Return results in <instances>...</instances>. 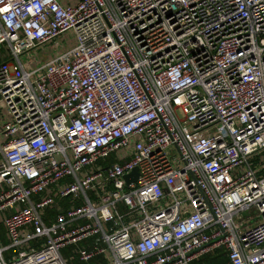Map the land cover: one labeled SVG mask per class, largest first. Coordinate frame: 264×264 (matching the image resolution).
<instances>
[{
    "label": "built area",
    "instance_id": "built-area-1",
    "mask_svg": "<svg viewBox=\"0 0 264 264\" xmlns=\"http://www.w3.org/2000/svg\"><path fill=\"white\" fill-rule=\"evenodd\" d=\"M72 1L0 0V264H264V0Z\"/></svg>",
    "mask_w": 264,
    "mask_h": 264
},
{
    "label": "rangeland",
    "instance_id": "rangeland-1",
    "mask_svg": "<svg viewBox=\"0 0 264 264\" xmlns=\"http://www.w3.org/2000/svg\"><path fill=\"white\" fill-rule=\"evenodd\" d=\"M62 4H67L69 0H60ZM76 0H73L71 4H74ZM70 3V2H69ZM76 43V35L73 31H68L66 33H63L55 40L50 41L49 43H46L44 45L38 46L34 48L32 51L26 52L22 56V62H26L31 60L33 64H39L40 62H47L50 61L53 57H55L58 54L65 53L67 50L71 49ZM8 53L5 55V48L4 50L0 51V62L7 58ZM5 56V57H4ZM31 66L30 68H32ZM2 108V107H1ZM7 119V114L5 108H2L0 110V125L3 123V119ZM0 142H3V139H0ZM123 153L125 155H120L122 153L117 152L116 154H111L108 158L95 163L91 167H87L86 169L82 171H87L88 173L92 174L95 171H99L102 168L112 165L114 163L120 162L126 158L129 157V150H124ZM251 162L253 164H259L264 163V153L262 154V158L255 157L252 158ZM81 172V171H80ZM78 175H82V173H79ZM59 201V200H58ZM64 253V251H63ZM210 261H206L204 259L200 261L193 262L191 264H209Z\"/></svg>",
    "mask_w": 264,
    "mask_h": 264
},
{
    "label": "crops",
    "instance_id": "crops-1",
    "mask_svg": "<svg viewBox=\"0 0 264 264\" xmlns=\"http://www.w3.org/2000/svg\"><path fill=\"white\" fill-rule=\"evenodd\" d=\"M8 119H5L4 118V121H7ZM63 204L62 203H56L54 204L52 207H49L46 211L44 212H41V215H42V218L49 224L51 222H53V217L55 215V213L57 212V210L62 207ZM1 219V217H0ZM0 241L3 245H6L7 244V237L5 235V232L3 230V228L0 226ZM36 244H24L23 245V249L25 248H29L31 246H35ZM17 250H11L9 253L5 254L6 257H8V255H11V254H15ZM69 251L68 250H64V258L65 260L67 261L68 264H75V263H70L68 261V254ZM67 255V256H66ZM208 257V259H210V264H228L227 262V258H226V254H224V252L222 251H219L217 252L216 254L214 255H211V256H206ZM201 260V259H200ZM93 263V262H92ZM91 263V264H92ZM77 264V263H76ZM94 264H98V262H94Z\"/></svg>",
    "mask_w": 264,
    "mask_h": 264
},
{
    "label": "water",
    "instance_id": "water-1",
    "mask_svg": "<svg viewBox=\"0 0 264 264\" xmlns=\"http://www.w3.org/2000/svg\"><path fill=\"white\" fill-rule=\"evenodd\" d=\"M137 177V171L134 170L130 175H127L125 177V180L127 181V183H129L131 180H135Z\"/></svg>",
    "mask_w": 264,
    "mask_h": 264
},
{
    "label": "trees",
    "instance_id": "trees-1",
    "mask_svg": "<svg viewBox=\"0 0 264 264\" xmlns=\"http://www.w3.org/2000/svg\"><path fill=\"white\" fill-rule=\"evenodd\" d=\"M202 259H204V260H206V261H211L210 259H208V257H204V258H202ZM201 259V260H202ZM76 264V263H75ZM92 264H94V262L92 263ZM209 264H210V262H209Z\"/></svg>",
    "mask_w": 264,
    "mask_h": 264
}]
</instances>
